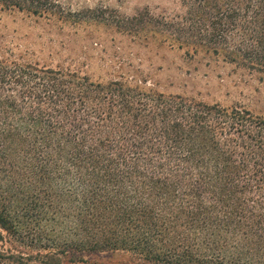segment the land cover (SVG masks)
Instances as JSON below:
<instances>
[{
	"label": "trees",
	"instance_id": "trees-1",
	"mask_svg": "<svg viewBox=\"0 0 264 264\" xmlns=\"http://www.w3.org/2000/svg\"><path fill=\"white\" fill-rule=\"evenodd\" d=\"M183 5L147 20L0 0L58 24H150L264 80V0ZM107 263L264 264V112L0 48V264Z\"/></svg>",
	"mask_w": 264,
	"mask_h": 264
},
{
	"label": "rangeland",
	"instance_id": "rangeland-1",
	"mask_svg": "<svg viewBox=\"0 0 264 264\" xmlns=\"http://www.w3.org/2000/svg\"><path fill=\"white\" fill-rule=\"evenodd\" d=\"M73 10L96 8L106 16L147 20L184 12L183 0H60ZM152 25L129 34L105 22L58 24L0 10V48L33 54L42 63L80 69L95 78L138 74L167 93L196 94L209 102H235L264 112V80L204 55L190 58L158 39ZM148 37V39H145ZM105 256V257H103ZM108 262L110 256L103 255ZM111 262V261H109ZM108 264V263H107ZM114 264V263H112Z\"/></svg>",
	"mask_w": 264,
	"mask_h": 264
}]
</instances>
